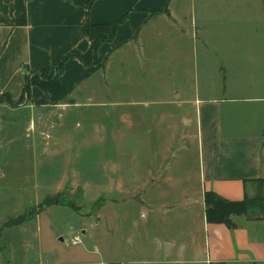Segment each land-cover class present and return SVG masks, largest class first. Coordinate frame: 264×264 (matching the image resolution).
<instances>
[{"label": "crops", "instance_id": "1", "mask_svg": "<svg viewBox=\"0 0 264 264\" xmlns=\"http://www.w3.org/2000/svg\"><path fill=\"white\" fill-rule=\"evenodd\" d=\"M89 1L0 0V120L17 116L15 112L19 110L41 115L36 112L44 111L49 101L37 86H31L29 97L23 98L26 77L50 70L70 51L87 52V20L114 25L124 15L127 17L118 25L114 39L103 42L97 50L102 64L99 69L86 68L76 57L65 62L59 80L71 92L64 103L57 105H74L77 109L96 97L94 103L106 108L104 113L110 116L114 106L138 105L147 109L162 102L172 106V115L158 114L157 108L151 109L149 116L145 110L132 115L121 112L118 142L131 135L139 136L149 143L140 150L152 156L140 162L132 174L120 160L117 164L103 163L100 169L104 180L99 189L90 188L93 185L83 179L76 183L81 186L83 200L99 203L96 219L101 218V248L98 244L90 248L81 240L72 245L81 247L68 257H53L51 252L46 254L36 233L30 238V229L37 228L44 209L33 219L10 227L4 226L9 219L5 215L0 228L8 236L12 233L7 237L8 264H264V236L257 230L260 225L264 227V219L231 215L234 228L222 222L210 223L204 203L206 192L230 201L255 196L258 188L264 194V31L257 27L259 23L264 25V0H198L199 46L192 51V68L180 67L172 54L166 53L168 42L165 47L159 43L164 36L167 40L179 38L159 34L162 31L156 29L157 25L175 26L177 17L171 0H93L87 8ZM21 20L24 24L18 23ZM190 23L193 28L195 23ZM180 38L187 39L188 35L181 33ZM158 46L163 50L167 77L163 87L166 98L162 100L157 98ZM199 48L202 66L196 60ZM115 84L119 87L118 98H114ZM7 99L22 103L11 109ZM6 122L13 123V119ZM106 130L102 126V148ZM73 132L76 139L71 147L77 155L93 147L78 141L86 136V130ZM9 166L13 169L17 163ZM62 168L67 169H58ZM71 169L81 168L73 165ZM1 192L9 202V189L1 188ZM53 207L58 206L47 209ZM163 210L180 219L178 223L173 218L170 233H202V242L191 240V257H185L188 242L169 236L159 242V251L172 255L171 259L142 256L141 245L135 241L140 233L137 219L151 213L158 225V215ZM71 213L76 217V229L70 226L72 232L75 230L73 234L91 235L95 220L75 210ZM191 216L198 218L196 228L188 224ZM127 225L129 241L111 238V232ZM48 228L50 233L52 226ZM118 236L123 235L119 232ZM33 240L35 244H31ZM163 244L169 245L167 253ZM195 250L204 251L203 256L198 258ZM116 253V260H102L104 254L111 257Z\"/></svg>", "mask_w": 264, "mask_h": 264}, {"label": "rangeland", "instance_id": "2", "mask_svg": "<svg viewBox=\"0 0 264 264\" xmlns=\"http://www.w3.org/2000/svg\"><path fill=\"white\" fill-rule=\"evenodd\" d=\"M171 2L173 3V7H175L174 13L177 17L175 18V26L166 28L157 25L156 29L158 31H162L159 34H165L168 36L179 35V38L173 37V42H171L172 40L170 37L167 40L164 36V38H161V41L159 40V43L164 44L165 47L166 43L168 42L169 49L166 51V53H171L174 57L173 59L179 63L180 67L190 66V68H192V51L199 46V41L197 38L199 34L198 0H171ZM191 20H193L195 23V25L193 24V28H191ZM257 27L258 29L262 28L261 31H264V25H262V23H259ZM181 33L188 35V38H180ZM158 48L160 53H158V68L156 78L158 92L157 98L162 100L166 98V89L163 87L166 86L167 77L163 69L165 61L162 55L163 50H160V48H162L161 46H158ZM195 53H198L196 60L199 62V65L202 66L200 48L199 52L197 51ZM99 68L100 67H90L91 70H96ZM128 70L129 68L126 69L127 73ZM52 72L53 71H50L49 73ZM114 86V98H118V84L117 86L116 84ZM96 88V86H93V89ZM143 96L145 97V95ZM23 98L27 99V96L24 95ZM6 101L11 109L19 108V104L22 103V101L13 103L8 99ZM96 101L97 98L92 97L91 100L86 101L87 103L89 102L87 105L77 106V109L74 107V105L73 107H62L57 104L54 106L49 105L46 109H44V111H35L36 113H41L39 116H35L34 114L29 115L27 110H19L15 112V114L18 113L17 116H9V120L11 121L13 119V123H7L6 121L9 120L6 116L1 117L0 189H9V202H7V199H4L6 196L1 192L0 224H2L5 215L11 218L15 215L13 213L18 212L17 214L19 215L22 213V211L25 212L36 207L38 203L42 201L44 195L46 196V193L47 195L50 193L51 196L60 195L63 197V199H69L72 201L74 209H76L75 211H77L79 214L91 216L90 220H95L94 224L96 225L91 230V235L90 232H87L85 237H83L80 233L77 234H80L81 240L90 248H94V244H98L101 248V218L96 219V216L99 215L97 214L99 203L96 201L92 203L86 202L87 200H83V195L80 191L81 186H77L76 183L81 182L83 179L84 182L88 181L91 183V185H93L90 188H101L104 178L100 168L102 164L106 162L117 164V162L120 160V162L126 163L128 166L127 169L130 170L128 172H131L132 174L135 171L134 168H136L140 162H144L145 160L148 161L152 154L150 155L149 151L143 153V150H140V147H148L149 143H146L144 139L139 136L135 137L134 135H131V137L123 139L122 142H118L117 129L119 125V114L126 111L127 114L132 115L133 113H145V111H147L145 114L149 116L150 111H152L151 109L157 108L158 114L170 116L172 115L170 111L172 110V106H167L166 104L164 105L162 102L157 105L146 106L147 109H144L142 106L138 105H126L119 107L110 106L111 113L110 116H107V114L104 113L106 108L94 103ZM25 116L26 118L24 120ZM19 117L22 119H19ZM98 126H100V128H98ZM102 126H106L107 128L105 131L107 138H104L103 148L101 147ZM82 129L86 130L87 134L85 137L82 135L78 141L82 142L83 144L92 145L93 147L89 146L88 150L86 149L82 155H77L75 151H73L75 149L71 147L75 146L73 141L76 139L72 137V132L74 131L73 133H75L76 131H80ZM102 149H104V154H102ZM176 150H178V146ZM80 156V160H75V158ZM13 163H17V166H15L13 169H10L9 165ZM73 165H76V167L81 169H71ZM60 167H67V169H58ZM15 197L18 199L17 202L14 201ZM253 197L254 196L248 198ZM99 200H101V198H99ZM12 205L13 207H11ZM47 207L44 208V211L40 215L41 218L37 228L35 227L32 230L30 229V238L32 239L36 233V236L41 241V246L44 248L46 254L51 252L53 257V254L59 255L60 257H68L71 254V251L81 247V245L72 246L69 244V240L75 235L73 234L75 230L72 232L71 228L73 227V229H76V227H74L76 226V217L71 213L74 210L65 206H58L48 209ZM160 213L161 214L158 215V225H156L155 221L153 220L151 213H149L147 217H145L146 214H144L139 217V219H137V222L140 226L138 229L140 233H137L135 241L141 245L142 256L144 257L145 255L150 254L147 258L152 260L171 259L172 255L166 256L162 254L161 251H159V242L164 237L169 236L168 238L182 240L183 243L188 242L190 245L188 246L185 257H191L192 251H190L189 248H193L194 245L191 240L193 238L195 241L200 240V242H202V233H200L201 235H174L173 233H170L171 231H168V229L171 228L172 222L174 223V219L175 221H178V223L180 219H176L175 216L173 219L169 216L170 214L167 213L166 210H163V213ZM263 217L264 214L260 218L264 219ZM195 218L196 220L193 218V216H191L187 218V220L189 226L193 225V227L196 228L198 224V218ZM182 219H184V217H182ZM163 224L165 228L164 230L162 229ZM49 226H52L50 233L47 232ZM175 227L176 226L173 224V228ZM257 228L258 233L261 236H264V227L260 225ZM128 231L129 226H123L120 228V231L117 230L115 233L111 232V238L113 236L117 237V239H121L122 242H127L129 241L126 239ZM119 232H121L123 235L122 237L118 236ZM9 236L11 237L12 233H9ZM9 236L6 230L0 228V262H3V264L9 263V250L6 248L7 243L10 241V239L7 241V237ZM35 243V240L31 241V244ZM195 244L197 245V242ZM202 244L203 243H201V246ZM163 251L166 253L165 244H163ZM195 252L198 258H201L204 254V251L202 250H199V252L195 250ZM36 255H38V252ZM111 258L116 260L117 253L111 255V257L110 255L104 254L102 260L112 261Z\"/></svg>", "mask_w": 264, "mask_h": 264}, {"label": "trees", "instance_id": "3", "mask_svg": "<svg viewBox=\"0 0 264 264\" xmlns=\"http://www.w3.org/2000/svg\"><path fill=\"white\" fill-rule=\"evenodd\" d=\"M90 0L87 8L90 6ZM126 15L121 17L114 25L107 23L92 24L88 20L84 25V32L90 41V47L87 52L81 53L78 50L70 51L65 54L51 70H41L39 75L31 73L26 77L25 86L23 89L24 95L29 97L31 86H37L46 95L50 105L64 103L71 90L65 87L59 80V75L63 70L65 62L76 57L86 67H101V62L98 60L97 50L103 42L112 41L115 37L118 25L126 19ZM19 24H24V20L18 21ZM53 71L52 73H49ZM204 203L206 206L205 216L207 222L224 223L229 228H234L235 225L230 219L231 215H244L248 220H259L264 214V196L262 189L258 188L256 195L253 198L244 197L241 201H230L223 199L213 192L204 194ZM58 205L69 207L73 210L74 206L69 199H63L60 195L46 196L38 205L29 209L16 217L9 218L4 226H15L33 219L40 211L47 206ZM264 218V217H263Z\"/></svg>", "mask_w": 264, "mask_h": 264}, {"label": "built area", "instance_id": "4", "mask_svg": "<svg viewBox=\"0 0 264 264\" xmlns=\"http://www.w3.org/2000/svg\"><path fill=\"white\" fill-rule=\"evenodd\" d=\"M81 243V237L80 235H74L70 240H69V244L70 245H76Z\"/></svg>", "mask_w": 264, "mask_h": 264}, {"label": "water", "instance_id": "5", "mask_svg": "<svg viewBox=\"0 0 264 264\" xmlns=\"http://www.w3.org/2000/svg\"><path fill=\"white\" fill-rule=\"evenodd\" d=\"M37 75H39V72H36ZM168 248H169V245L168 244H165V251L166 253L168 252Z\"/></svg>", "mask_w": 264, "mask_h": 264}]
</instances>
